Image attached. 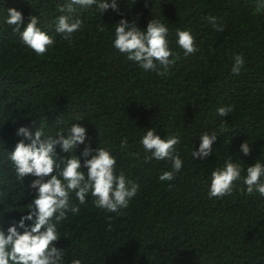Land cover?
I'll list each match as a JSON object with an SVG mask.
<instances>
[{
	"label": "trees",
	"instance_id": "trees-1",
	"mask_svg": "<svg viewBox=\"0 0 264 264\" xmlns=\"http://www.w3.org/2000/svg\"><path fill=\"white\" fill-rule=\"evenodd\" d=\"M69 2L0 0V225L18 221L32 199L5 159V150L21 139L16 130L41 124L55 134L82 120L92 147L108 148L117 169L139 188L119 214L97 208L91 196L78 214H68L56 244L65 250L66 264L73 258L83 264H264V196L248 195L239 181L230 195L208 196L211 171L228 156L245 169L256 159L264 162V4L118 0L121 15L109 10L101 16L96 4L73 5L68 13ZM13 8L25 22L38 16L39 26L54 37L43 55L5 23ZM60 15L83 21L69 39L56 33ZM208 17H216L223 31ZM121 18L135 19L142 29L151 19L168 25L178 59L166 75L143 71L112 46V25ZM177 29L190 30L194 53L185 56L176 45ZM236 55L245 61L239 75L231 71ZM222 106L232 107L228 117L216 114ZM149 128L161 138L180 136L175 147L184 165L172 181L159 180L172 170L170 162L148 159L139 143ZM212 131L219 136L212 156L191 158L199 136ZM246 141L248 156L239 152Z\"/></svg>",
	"mask_w": 264,
	"mask_h": 264
},
{
	"label": "clouds",
	"instance_id": "clouds-1",
	"mask_svg": "<svg viewBox=\"0 0 264 264\" xmlns=\"http://www.w3.org/2000/svg\"><path fill=\"white\" fill-rule=\"evenodd\" d=\"M260 3L264 4V0ZM92 4H96L101 16L109 10L121 15L118 0H70L66 10L72 13L73 5L85 7ZM208 22L216 31H223L224 26L217 23L216 17H208ZM5 23L14 26L13 32L18 33L21 42L37 55H43L55 42L54 37L39 26L36 15L25 22L20 11L8 9ZM82 25L79 18L60 15L55 30L57 34H63L64 39H69ZM112 27V46L145 72L155 71L157 75L164 76L178 59L170 47L169 27L159 19H151L142 29L135 19L121 18ZM175 41L185 56L197 50L190 30L177 29ZM244 63L241 56L234 57L233 75L240 74ZM231 111L232 107L222 106L216 114L225 118ZM81 121L60 128L55 134H47L41 124L39 127L21 126L16 130V136L21 139L11 151L5 150V159L11 162L15 179L22 182L32 199L22 207L26 211L18 212V221L13 220L6 229L0 225V264H66L65 250L56 244L63 238L59 225L69 213L78 214L79 206L85 205L91 196L97 208L119 214L137 195L139 185L131 181L123 170L117 169V158L108 148L100 144L92 147L87 128ZM218 137L216 131L200 135L199 147L194 149L193 146L191 158L205 160L212 156V145ZM139 143L148 159L170 162L172 170L160 174L159 180L172 181L174 173L184 165L175 147L180 143V136L166 134L161 138L156 129L149 128ZM80 146L83 149L77 155ZM126 146L127 140H122L121 147ZM239 152L244 156L250 154L251 147L247 141L240 145ZM29 177L31 180L25 186V178ZM238 181L246 186L243 190L248 195L258 193L264 196V162L256 159L245 169L240 160L233 162L228 156L222 166L211 171L209 198L230 195ZM70 264H83V258H73Z\"/></svg>",
	"mask_w": 264,
	"mask_h": 264
}]
</instances>
